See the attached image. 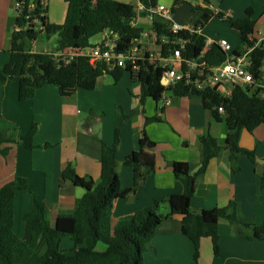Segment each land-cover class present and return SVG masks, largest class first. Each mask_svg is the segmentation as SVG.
<instances>
[{"label":"crops","instance_id":"0c3cea01","mask_svg":"<svg viewBox=\"0 0 264 264\" xmlns=\"http://www.w3.org/2000/svg\"><path fill=\"white\" fill-rule=\"evenodd\" d=\"M40 1L46 7L48 23H63L66 11L64 0ZM190 1L213 12L229 13L235 19L249 18L254 21L253 38L259 40L260 35H264V0ZM157 3L171 8L173 0H157ZM167 3L172 4L168 6ZM182 4L188 9H184L183 13L180 11L176 22L172 13L173 23L193 29L199 23L200 12L193 11L188 3ZM17 15L15 0H0V67L10 56ZM130 23L143 29L137 40L143 54L156 55L167 46L169 38L156 36L148 17L138 14ZM228 26L239 36L233 26L217 20L215 16L200 26L199 33L205 39H227L234 49L237 45ZM107 34L104 31L98 34L99 40L92 41L91 38L89 41L98 44ZM56 43L57 34L47 38L41 31L31 43L30 50L54 51ZM164 93L170 99L168 105L162 99L156 101L143 94L141 84L128 72H123L118 80L104 74L97 78L92 90L78 88L66 96L59 93L57 86L44 85L36 90L33 97L23 101L18 99L16 81L0 84V130L6 131L15 140L0 146V149L8 147L5 155L0 153V187L16 179L26 182L25 189L14 197L15 234L24 241L29 240L23 216L31 207V193L43 200L51 223L58 215L73 212L76 199L84 195L85 189L68 180L61 181V171L71 164L79 176L98 182L102 145L113 143L116 128L119 140L115 154L116 171L121 187L133 185L132 168L124 164V159L137 149L144 137L155 143L156 167L139 188L114 201L113 223L151 205L154 200L185 193L187 179L175 177L173 163H186L189 174L195 173L204 157L201 138L209 135L217 141L220 149L204 172L196 177L191 209H224L226 213L234 212L246 223L263 225L264 125H258L252 131L246 128L240 130V147L254 151L256 156L253 162L246 154H240L237 157L239 169L233 171L229 151L225 148V121L217 119L210 109L205 108L198 95L178 96L172 89H166ZM147 118L153 120L146 122ZM33 124L36 127L32 138L35 147L27 149L21 137ZM160 211L166 212V206L162 205ZM181 220V215L174 214L157 226L143 254L146 264H264V240L246 238L252 234L249 228H243V234L236 233L224 217H220L217 224V254H214L211 238L202 237L195 261L193 245L181 232ZM63 240L67 243L63 245L62 242V246L71 249L72 243ZM45 249L46 245L42 243L39 253H44Z\"/></svg>","mask_w":264,"mask_h":264},{"label":"trees","instance_id":"16d2710c","mask_svg":"<svg viewBox=\"0 0 264 264\" xmlns=\"http://www.w3.org/2000/svg\"><path fill=\"white\" fill-rule=\"evenodd\" d=\"M145 5L156 4L157 0H136ZM66 11L63 23L47 22L46 7L40 0H21L22 9L15 18V30L10 42L8 61L0 67V84L17 82L18 99L27 100L34 96L36 90L44 85H55L59 93L66 96L75 89L92 90L98 77L108 74L118 80L123 72H130L118 65H105L103 62L92 64L88 57L78 55L68 63L65 58L68 50L91 48L96 44L90 39L104 31L117 35L116 51L125 52L131 43L141 36L142 28L131 25L134 17V4L117 0H64ZM182 3H188L193 11L200 12L199 25H203L212 16L225 20L239 33V43L233 53L247 50L253 46L254 21L249 18L235 19L226 17L224 13H214L208 8L193 5L186 0H173L172 13ZM249 12V11H248ZM44 13L43 16H39ZM37 17L39 22H33ZM152 28L157 36H166L169 41L186 40L181 50L184 59L196 58L205 45V37L179 30L172 32L170 25L161 19H154ZM44 31L49 38L57 34L54 51L31 52V43L37 35ZM175 44L169 43L171 47ZM167 46L162 47L164 54ZM168 53L166 52L165 55ZM254 77L264 76V41L250 53ZM204 60L210 64H220L225 53L217 45H212L204 54ZM138 82L143 94L158 101L164 89L161 83L162 68L153 62H139ZM173 93L178 96L198 95L205 108L210 109L215 117L224 120L227 127L225 148L229 151L231 168L239 169L237 157L246 154L255 161V152L243 149L239 145V135L242 128L252 131L256 126L264 125V96L258 92L249 93L236 86L230 97H222L214 89L197 91L177 83L172 86ZM223 107V113L217 108ZM153 120L147 118L146 122ZM36 127L33 124L26 135L21 137L22 144L27 149L35 147L32 138ZM118 128L115 129L111 145H102L100 163L101 173L98 182L79 176L73 166L68 164L61 171V181L68 180L75 186L85 189L82 197L76 199L73 212L58 215L51 223L48 220L45 204L37 195L31 193V207L23 216L25 232L29 240L24 241L13 230L14 197L25 189V180L16 179L0 187V263L1 264H146L143 254L147 245L155 235V230L164 220L174 214L182 216L181 232L193 245V259L199 255V243L202 237H210L214 254L218 251V219L226 218L236 230L243 234V228H249L250 240H264V224L256 226L240 220L234 212L226 213L224 209L193 211L191 198L195 191L196 177L204 172L209 161L217 155L220 145L206 135L201 138L204 157L199 169L189 174L186 163L174 162L175 177L187 179V190L183 194H174L162 200H154L151 205L135 211L129 216L112 222L113 203L118 198L141 186L144 180L156 167L155 143L144 137L140 145L125 159L124 164L131 166L134 177L133 185L123 188L120 185L116 171V149L118 145ZM15 140L0 130L1 144L14 143ZM46 146V145H45ZM8 147L0 149L5 155ZM164 205L166 212H161ZM72 243L71 249L62 246V240ZM42 243H45L44 253H39Z\"/></svg>","mask_w":264,"mask_h":264},{"label":"built area","instance_id":"2783aa9c","mask_svg":"<svg viewBox=\"0 0 264 264\" xmlns=\"http://www.w3.org/2000/svg\"><path fill=\"white\" fill-rule=\"evenodd\" d=\"M15 8L17 11L22 9L21 0H15ZM214 13H218V11H214ZM138 14L148 17L152 22L156 18L163 20L170 25V29L174 33L185 29L200 34L201 25L199 24L193 29H188L173 23L171 8L162 4L157 3L145 5L144 3L137 1L134 4L133 19ZM43 15L44 13H40L39 16ZM224 15L226 17H231V15L226 12H224ZM133 19L131 21H133ZM32 21L38 23L39 19L35 17ZM251 38L255 41L253 46L238 53H233L232 45L227 39L206 38L204 48L198 57L184 59L181 50L186 44V40L179 38L176 41H171L172 44L175 42L172 47L171 45H168L171 43L168 40L167 48L169 47V54L167 55L162 52H159L156 55L153 53L143 54L140 50V43L137 42L138 38L131 43L130 47L126 49L125 52H121L115 50L117 35L108 32L103 41L96 44L94 47L75 51L68 50V56L64 61L65 63H68L73 57L82 55L88 57L92 64H95L96 62H103L105 65L113 66L116 64L124 69H128L130 71L129 73L135 80H137L139 76V62L147 61L156 63L158 67L163 69L161 83L164 85V89L161 93L160 99L164 101L165 105L170 103V99L165 97V90H171L172 86L177 83H182L190 89H195L197 91H202L207 88L214 89L222 97H230L236 86L242 87L249 93L258 92L264 96V76L259 79L254 77L250 57V53L254 47L264 41V35H260L259 40H255L252 35L250 36V39ZM212 45H217L225 53V58L220 64H210L203 58L206 51ZM165 52L167 51L165 50ZM263 69V66L258 68L259 71H262ZM217 111L220 114L223 113V107L219 106Z\"/></svg>","mask_w":264,"mask_h":264},{"label":"rangeland","instance_id":"374dc122","mask_svg":"<svg viewBox=\"0 0 264 264\" xmlns=\"http://www.w3.org/2000/svg\"><path fill=\"white\" fill-rule=\"evenodd\" d=\"M161 2V1H160ZM172 3H167V5L169 6V5H171ZM172 6V5H171ZM184 9H188L187 8V6L186 5H184V4H181V5H179V7L175 10V12H174V16H173V18H174V20H175V22L176 21H178L177 19H176V17L178 16V14L180 13V11L183 13V10ZM217 18V20H220V21H223V22H226L225 20H221L220 18H218V17H216ZM226 23H228V22H226ZM228 28H229V26H228ZM229 31H231V34L234 36V44L235 45H238V43H239V36H238V34H237V32L235 31V30H233V29H230L229 28ZM207 38V37H206ZM100 39V36L97 34V35H95V36H93L92 37V41H97V40H99ZM62 242H63V245L64 244H66L67 243V241L66 240H62ZM65 248V247H64Z\"/></svg>","mask_w":264,"mask_h":264}]
</instances>
